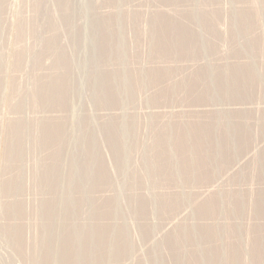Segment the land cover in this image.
Wrapping results in <instances>:
<instances>
[{
  "label": "rangeland",
  "instance_id": "obj_1",
  "mask_svg": "<svg viewBox=\"0 0 264 264\" xmlns=\"http://www.w3.org/2000/svg\"><path fill=\"white\" fill-rule=\"evenodd\" d=\"M67 252L264 264V0H0V264Z\"/></svg>",
  "mask_w": 264,
  "mask_h": 264
},
{
  "label": "bare ground",
  "instance_id": "obj_2",
  "mask_svg": "<svg viewBox=\"0 0 264 264\" xmlns=\"http://www.w3.org/2000/svg\"><path fill=\"white\" fill-rule=\"evenodd\" d=\"M66 11V10H65ZM205 14V13H204ZM237 14V13H236ZM199 16V15H198ZM166 19V18H165ZM209 24V23H208ZM173 25V24H172ZM169 26V25H168ZM167 28V27H166ZM170 28V27H169ZM172 29V28H171ZM184 31V30H183ZM246 32V31H245ZM179 38V37H178ZM182 38V37H181ZM177 39V38H175ZM219 39V38H218ZM182 40V39H181ZM198 41V40H197ZM53 51V50H52ZM116 61V60H115ZM221 61V60H220ZM58 64V63H57ZM60 69V68H59ZM243 72V71H242ZM153 74V73H152ZM255 74V73H254ZM256 76V75H255ZM235 78V77H232ZM243 79V78H242ZM241 79V80H242ZM256 83V82H255ZM106 86V85H105ZM119 88V87H118ZM217 92V91H216ZM257 100V99H256ZM225 119V118H224ZM218 121V120H217ZM238 121V120H237ZM214 125V124H213ZM207 126V125H206ZM53 130V129H52ZM45 131V130H44ZM191 132V131H190ZM180 134V133H179ZM228 134V133H227ZM234 134V133H233ZM50 135V134H49ZM235 135V134H234ZM227 137V136H226ZM229 137V136H228ZM231 137V135H230ZM221 139V137H220ZM164 140V139H163ZM195 142V141H193ZM169 143V142H168ZM244 143V142H243ZM193 144V143H192ZM195 144V143H194ZM194 146V145H193ZM196 146V145H195ZM226 146V145H225ZM197 147V146H196ZM169 148V147H168ZM197 150V149H196ZM54 151V150H53ZM186 153V152H185ZM53 155V154H52ZM263 157V156H262ZM203 161V160H202ZM159 163V162H158ZM168 166V165H167ZM56 167V166H55ZM174 167V166H173ZM88 168V167H87ZM157 168V167H156ZM56 169V168H55ZM189 172V171H188ZM171 173V172H170ZM175 175V174H174ZM54 177V176H53ZM103 178V177H102ZM43 179V178H42ZM184 181V180H183ZM66 182V181H65ZM42 185V184H41ZM79 187V186H78ZM62 193V192H61ZM65 194V193H64ZM53 198V197H52ZM185 198V197H184ZM171 199V198H170ZM259 199V198H258ZM261 199V198H260ZM73 202V201H72ZM186 202V201H185ZM175 203V202H174ZM116 205V204H115ZM159 205V204H158ZM43 209V208H42ZM78 209V208H77ZM60 210V209H59ZM67 211V210H66ZM44 212V211H43ZM80 213V212H79ZM44 214V213H43ZM48 214V213H47ZM72 214V213H71ZM200 214V213H199ZM50 216V215H49ZM49 218V217H48ZM74 218V217H73ZM77 219V218H76ZM75 221V220H74ZM15 231V230H14ZM19 232V231H18ZM73 234V233H72ZM46 235V234H45ZM21 236V235H20ZM54 237V236H53ZM123 238V237H122ZM75 239V238H74ZM169 239V238H168ZM50 241V240H49ZM72 242V241H71ZM65 243V242H64ZM238 243V242H237ZM256 243V242H255ZM103 244V243H102ZM78 246V245H77ZM73 247V246H72ZM122 247V246H121ZM232 247V246H231ZM116 248V247H115ZM52 250V249H51ZM259 250V249H258ZM46 251V250H45ZM66 251V250H64ZM74 251V250H71ZM77 252V251H76ZM84 252V251H83ZM228 252V251H227ZM231 252V251H230ZM111 253V252H110ZM118 253V252H117ZM50 255V254H49ZM64 255V254H63ZM230 255V254H229ZM65 256V255H64ZM76 254L73 252H67L66 256L64 257L65 260H67V264L73 262V259L75 258ZM78 256V255H77ZM38 257V256H37ZM38 259V258H37ZM50 259V258H49ZM48 260V259H47ZM81 260V259H80ZM51 262V261H50ZM53 262V261H52ZM59 262V261H58ZM83 262V261H82ZM54 263V262H53ZM228 263V262H227ZM72 264V263H71ZM74 264V263H73Z\"/></svg>",
  "mask_w": 264,
  "mask_h": 264
}]
</instances>
